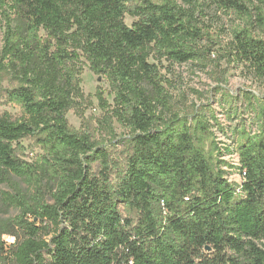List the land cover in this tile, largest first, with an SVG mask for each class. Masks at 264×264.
Segmentation results:
<instances>
[{"label":"trees","instance_id":"1","mask_svg":"<svg viewBox=\"0 0 264 264\" xmlns=\"http://www.w3.org/2000/svg\"><path fill=\"white\" fill-rule=\"evenodd\" d=\"M210 4L251 20L228 55L264 79V39L253 32L264 29V0ZM200 5L0 0V103L22 111L0 114V184L13 191L0 201L18 210L0 219V264H264V130L239 145L234 185L206 123L165 118L160 64L204 54ZM85 65L107 77L114 104L99 93L100 103L130 130L119 156L69 124ZM24 140L41 150L31 161Z\"/></svg>","mask_w":264,"mask_h":264},{"label":"rangeland","instance_id":"2","mask_svg":"<svg viewBox=\"0 0 264 264\" xmlns=\"http://www.w3.org/2000/svg\"><path fill=\"white\" fill-rule=\"evenodd\" d=\"M210 2L200 0L204 54L185 63L173 64L163 60L160 64L168 80L165 86L171 102V113H167L165 118L177 114L194 123H206L215 144V164L230 182L237 185L241 179L237 149L248 136L260 134L264 130V79L257 78L248 65L234 61L228 55L233 32L250 26L251 20L231 11L219 10ZM132 21L127 16L126 22L129 25ZM253 32L264 39V29H254ZM2 34L3 27L0 24V39ZM81 78L84 98L68 111L69 124L77 131L90 133L98 146H105L112 150L114 156H119L122 143L131 133L111 118L100 103L99 93L103 94L109 104H114L110 82L105 75L94 73L88 65L84 66ZM6 111L14 117L22 115L19 106L0 103V114ZM23 143L27 147L23 156L25 159L31 161L41 152L39 148H33L30 140H24ZM94 170H98L97 165ZM16 180L24 191L32 192L26 182ZM1 192L13 191L8 184H0ZM119 208L126 216H136L122 203ZM17 214V209L2 206L0 201V219ZM3 239L8 243L14 241L10 235H4Z\"/></svg>","mask_w":264,"mask_h":264}]
</instances>
